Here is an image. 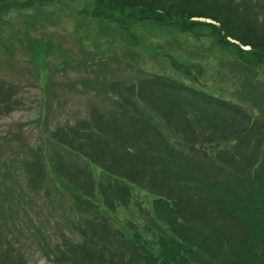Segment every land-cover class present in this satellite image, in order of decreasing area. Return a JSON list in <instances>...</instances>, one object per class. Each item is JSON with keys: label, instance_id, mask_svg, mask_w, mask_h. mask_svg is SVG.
<instances>
[{"label": "trees", "instance_id": "1", "mask_svg": "<svg viewBox=\"0 0 264 264\" xmlns=\"http://www.w3.org/2000/svg\"><path fill=\"white\" fill-rule=\"evenodd\" d=\"M57 1L3 2L0 15ZM91 1L80 14L122 28L174 24L195 37L207 32L234 52L242 74L236 94L145 71L110 81L114 106L92 105L87 117L52 132L71 157L47 155L41 146L14 159L19 166L0 165V264H26L9 225L16 207L35 201L16 180L20 171L26 186H47L45 194L54 192L76 218L68 225L78 239L62 233L55 264H264V80L257 76L264 0ZM17 93L15 83L0 79V117L22 104ZM120 210L141 221L119 218Z\"/></svg>", "mask_w": 264, "mask_h": 264}, {"label": "rangeland", "instance_id": "2", "mask_svg": "<svg viewBox=\"0 0 264 264\" xmlns=\"http://www.w3.org/2000/svg\"><path fill=\"white\" fill-rule=\"evenodd\" d=\"M84 7L91 10L92 1L60 0L35 11L13 9L0 15V79L16 83V98L22 101L0 117V165L5 168L4 162L17 165L14 159L19 163L30 149L41 146L47 155L55 150L71 157L68 151H73L60 148L52 132L87 117L92 105L100 110L114 106L108 85L115 79L132 80L145 71L214 95L236 94L242 74L234 52L215 45L207 32L195 37L174 24L122 28L80 14ZM257 76L264 80V68ZM16 180L35 201L24 209L15 206L17 213L9 222L14 240L26 264H55L53 246L62 233L78 239L68 225L76 218L68 204L61 206L52 198L54 192L45 194L47 186L32 191L21 171ZM134 191L145 196L139 188ZM118 217L140 220L122 210Z\"/></svg>", "mask_w": 264, "mask_h": 264}, {"label": "water", "instance_id": "3", "mask_svg": "<svg viewBox=\"0 0 264 264\" xmlns=\"http://www.w3.org/2000/svg\"><path fill=\"white\" fill-rule=\"evenodd\" d=\"M210 22V21H209Z\"/></svg>", "mask_w": 264, "mask_h": 264}]
</instances>
